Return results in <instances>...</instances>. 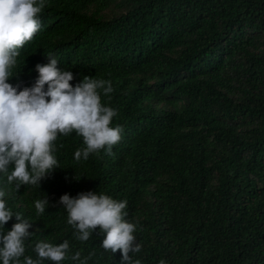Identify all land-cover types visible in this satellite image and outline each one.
Wrapping results in <instances>:
<instances>
[{
	"label": "trees",
	"instance_id": "trees-1",
	"mask_svg": "<svg viewBox=\"0 0 264 264\" xmlns=\"http://www.w3.org/2000/svg\"><path fill=\"white\" fill-rule=\"evenodd\" d=\"M39 19L9 82L31 86L52 55L73 85L111 82L101 101L123 131L111 155L80 161L83 138L58 135L59 167L40 185L17 191L0 175L8 207L31 224L24 256L68 240L61 264H127L101 247L99 227L81 241L67 223L60 197L94 191L127 201L141 245L132 262L264 264V0H45Z\"/></svg>",
	"mask_w": 264,
	"mask_h": 264
},
{
	"label": "clouds",
	"instance_id": "clouds-1",
	"mask_svg": "<svg viewBox=\"0 0 264 264\" xmlns=\"http://www.w3.org/2000/svg\"><path fill=\"white\" fill-rule=\"evenodd\" d=\"M44 7L45 0H0V175L17 191L23 185H40L42 178L59 167L54 155L58 135L68 136L75 131L83 138L85 147L74 153L77 161L87 160L102 149L111 155L112 147L122 138V126H111L117 110L101 101L100 89L104 95L113 91L110 81L84 76L73 85V72L58 67V60L48 55L47 63L35 65L38 76L31 86L9 82L18 76L13 69L20 49L41 29L39 14ZM5 197L6 191L0 188V226L13 216L17 222L6 233L0 232V261L20 264L31 224L20 213L12 212ZM60 203L77 239L87 241L99 227L104 235V250H120L127 264H141L139 260L132 262L129 255L140 252L141 245L134 236L136 224L125 219L126 200L88 191L76 197L64 194ZM48 204L45 197L37 199L34 207L43 214ZM68 250V240L55 245L42 240L34 247L38 259L24 256V264H41L43 260L61 264ZM71 259L81 260L80 252ZM87 259L81 264H86Z\"/></svg>",
	"mask_w": 264,
	"mask_h": 264
}]
</instances>
